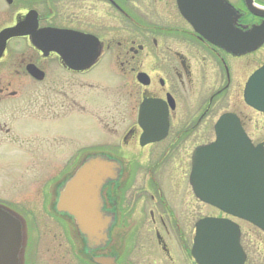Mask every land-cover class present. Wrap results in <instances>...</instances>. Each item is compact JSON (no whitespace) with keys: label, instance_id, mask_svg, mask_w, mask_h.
Listing matches in <instances>:
<instances>
[{"label":"flooded vegetation","instance_id":"af4514ba","mask_svg":"<svg viewBox=\"0 0 264 264\" xmlns=\"http://www.w3.org/2000/svg\"><path fill=\"white\" fill-rule=\"evenodd\" d=\"M3 2L0 31L21 24L38 33L89 34L100 48L87 68L28 35L9 38L0 55V159L18 163L5 187L21 193V206L0 205L25 223L18 263L199 264L191 254L196 223L209 216L238 226L242 264H264V231L202 203L191 180L194 153L216 140L224 114L235 115L264 152L248 110L259 130L264 113L244 99L264 65V15L254 12L264 11V0ZM231 30L250 49H227ZM87 119L100 135L91 146L80 143ZM89 154L120 165L101 190V210L111 217L101 246L58 210L66 181ZM199 204L213 215L199 218ZM244 224L259 231L254 257Z\"/></svg>","mask_w":264,"mask_h":264},{"label":"water","instance_id":"95a60500","mask_svg":"<svg viewBox=\"0 0 264 264\" xmlns=\"http://www.w3.org/2000/svg\"><path fill=\"white\" fill-rule=\"evenodd\" d=\"M254 12L264 15V11ZM201 33L209 36L208 32ZM22 35H28L34 43L49 41L48 48L42 49L56 51L70 65H75L73 59L79 61L76 68L89 67L100 52L98 41L92 35L63 30L38 33L17 24L0 31V55L9 38ZM230 37L227 49L235 53L250 49L239 32L231 30ZM244 98L249 105L264 112V66L250 78ZM215 129L216 140L195 151L191 173L194 192L202 202L264 230V152L250 143L233 115H222ZM119 168L115 161L100 154H89L80 161L60 192L58 210L68 212L77 230L94 246L104 245L108 240L111 217L101 210V190L106 181L116 178ZM24 240L23 219L0 205V264H17ZM238 240L239 229L235 223L206 217L196 224L191 253L199 264H232L237 259L242 264Z\"/></svg>","mask_w":264,"mask_h":264},{"label":"rangeland","instance_id":"374dc122","mask_svg":"<svg viewBox=\"0 0 264 264\" xmlns=\"http://www.w3.org/2000/svg\"><path fill=\"white\" fill-rule=\"evenodd\" d=\"M2 4H4L3 0H2ZM262 52H264V50H262ZM248 115L251 119L250 125L255 134V137L260 138L264 136V119H262L263 122L262 129L259 130L254 122L256 118L254 113L248 110ZM86 126H87V133L85 135V139L81 140L80 143H83L84 146L95 145L96 141L94 140L100 135L92 126V122L90 121V119H87ZM17 164H18L17 161L14 160L0 159V201L8 202L11 204L16 203V205L21 206V204L18 201V197L20 196L21 193L16 190H12L5 187V184L7 183L8 179H10L18 171L19 168ZM212 213L213 211L211 208L199 204V215H198L199 218L206 215H213ZM243 229L245 233L244 235L245 239L251 243V244H247V249L252 251L251 255L254 257L255 251L253 250L258 248L256 245V242H258L256 237H258L259 231L256 228H251L247 226L246 224L243 225Z\"/></svg>","mask_w":264,"mask_h":264}]
</instances>
